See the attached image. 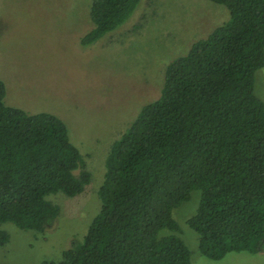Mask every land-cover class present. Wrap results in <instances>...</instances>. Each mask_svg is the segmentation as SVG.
Returning a JSON list of instances; mask_svg holds the SVG:
<instances>
[{
	"label": "trees",
	"instance_id": "obj_1",
	"mask_svg": "<svg viewBox=\"0 0 264 264\" xmlns=\"http://www.w3.org/2000/svg\"><path fill=\"white\" fill-rule=\"evenodd\" d=\"M139 1L90 0L80 45L118 28ZM209 1L227 19L166 64L158 96L111 142L99 208L56 264H191L171 210L192 190L185 222L201 255L264 251V102L253 92L264 0ZM3 95L0 80V224L41 233L59 212L46 196L78 195L90 173L58 117L5 105ZM8 238L0 228V246Z\"/></svg>",
	"mask_w": 264,
	"mask_h": 264
},
{
	"label": "rangeland",
	"instance_id": "obj_2",
	"mask_svg": "<svg viewBox=\"0 0 264 264\" xmlns=\"http://www.w3.org/2000/svg\"><path fill=\"white\" fill-rule=\"evenodd\" d=\"M89 4L0 0L3 103L58 117L90 173L78 195L46 196L59 212L43 232L0 224L9 234L0 246V264H56L71 238L81 237L99 208L96 190L111 142L141 105L158 96L166 64L228 17L223 5L209 0H140L118 28L80 45L79 38L92 25ZM253 92L264 102V66L254 72ZM197 199L198 191L192 190L188 200L171 210L191 264H264V251L228 252L218 260L201 255L196 234L185 222Z\"/></svg>",
	"mask_w": 264,
	"mask_h": 264
}]
</instances>
